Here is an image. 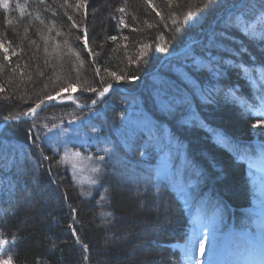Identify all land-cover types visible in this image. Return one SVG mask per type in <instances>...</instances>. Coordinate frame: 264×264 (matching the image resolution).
Masks as SVG:
<instances>
[{"label": "trees", "instance_id": "1", "mask_svg": "<svg viewBox=\"0 0 264 264\" xmlns=\"http://www.w3.org/2000/svg\"><path fill=\"white\" fill-rule=\"evenodd\" d=\"M251 1L104 0L101 5L79 0L84 3L79 8L78 0L0 4V124L6 116L30 115L29 108L69 85L78 91L61 95L82 105L96 101L98 91L109 85L126 91L110 89L91 107L43 106L0 129V241L5 242L0 264H137L141 256L132 241L146 242L153 252L142 257L145 261L161 264L164 253L174 258L169 264H178L177 250L161 242L185 241L190 213L167 181L141 180L157 161L155 153L141 157L150 142L135 137L124 147L115 131L133 100L153 121L152 133L165 129L183 146L186 163L200 172L194 194L199 208L194 209L210 216L213 207H220L231 223L233 214L250 206L245 163L212 132L239 147L255 137L264 139V117L254 112V107L264 109V32L253 31L264 21L250 24L264 11V0ZM188 11L195 15L185 22ZM143 45L148 47L141 55ZM87 87L97 91H84ZM102 103L104 112L91 127L112 149L95 183L82 187L43 133ZM75 148L84 151L81 145ZM131 197L142 200L138 215L150 212L152 200H166L175 211L176 231L152 238L137 233L125 240L129 224L119 216Z\"/></svg>", "mask_w": 264, "mask_h": 264}, {"label": "rangeland", "instance_id": "2", "mask_svg": "<svg viewBox=\"0 0 264 264\" xmlns=\"http://www.w3.org/2000/svg\"><path fill=\"white\" fill-rule=\"evenodd\" d=\"M103 1L99 0V3L102 5ZM250 5H256L255 0L251 1ZM255 18L256 20L250 23L251 26L256 22L264 21V11L258 12ZM253 31L264 32V23L253 28ZM3 51L7 50L3 48ZM203 60L205 61L206 58ZM154 79L160 78L156 76ZM68 91L75 93L78 89L74 85H69L67 89L64 88V92L61 94ZM62 96L60 95V97ZM97 96L99 95L97 94ZM88 105L90 106V104ZM105 105L106 103H102L98 108L79 115L75 114V117L71 118L67 125L62 124L56 130L51 131L52 129H50L43 133L44 138L51 140L52 148L60 153L61 160L72 173L74 181L82 187L92 186L95 183L97 174L102 170V163L106 162L107 152L105 149H112V144L108 141L103 144L98 141L95 135L96 130L91 127L92 119L97 118V114L104 112ZM125 107V112L118 118V127L115 129L120 144L128 147L131 140L136 137L140 139V143L142 139L145 143L150 142L152 146L142 151V158H146L151 153L157 154V161L155 165L153 164L152 173L150 175L142 174L141 180L150 178L151 180L167 181L181 198L186 214L190 213V220L188 219V224L183 228L186 235L185 241L161 242V245L177 250L178 264H264V139L255 137L250 144H243L245 147H239L228 141L226 137L221 136L220 133L212 132L217 142L229 148L238 160H244L247 184L252 194L249 198L250 206L241 208L233 214L230 223L226 219L227 216L221 212L220 207H213L210 216H204L194 209V207H198L195 206L198 203L194 194L198 185L196 176L200 172L186 163L183 146L179 145L165 129H161L160 133L153 134V121L136 100ZM254 112L256 115L264 117V109L254 107ZM77 145L83 146L84 151L75 148ZM242 151L247 153H242ZM100 157H104V159L101 160ZM134 180L135 178H133ZM228 186L229 189H236L232 185ZM125 199L126 206L123 207L119 216L123 222L129 224L128 233L126 231L128 235L124 236L125 240H131L137 233L147 235L146 238H152L168 236L176 231L177 226L173 222L175 211L166 200H152L149 204L150 212L148 213L147 210V214L144 212L143 215H138L142 200L140 202V199L135 197ZM234 224L238 226V229H235ZM201 241L204 244L203 252L200 249ZM130 246L134 248V253L138 257L141 256L137 259L140 260L137 264H151L150 261L142 259L143 256L151 255L152 257L153 254L146 246V242L132 241ZM4 247L3 243L0 244V253ZM167 260L173 261L174 258H167V255L163 253L161 264H169ZM112 262V264H116L117 260Z\"/></svg>", "mask_w": 264, "mask_h": 264}, {"label": "snow or ice", "instance_id": "3", "mask_svg": "<svg viewBox=\"0 0 264 264\" xmlns=\"http://www.w3.org/2000/svg\"><path fill=\"white\" fill-rule=\"evenodd\" d=\"M148 2L151 3V0H148ZM84 3H86V0H84ZM84 3H81V2H79V0H78L77 7H78V8H79V7H83V6H84ZM205 3L210 4V3H211V0H205ZM0 4H2L3 7H5V8L8 7V2H7V0H0ZM119 11L123 12L124 9H123V8H120ZM194 15H195L194 12H192V11H188L187 14L184 16V21H185V22H188V21L190 20V18H192ZM85 16H87V12H85ZM69 19H71V17H69ZM173 22L175 23V21H173ZM121 23H123V20H121ZM125 27H127V25H125ZM149 27H151V25H149ZM261 38L264 39V33L261 34ZM110 39L115 40L116 37L113 36V37H110ZM83 41H84V46L87 47V45H88V38H87V30H86V29H85V32H84ZM147 47H148V45H143V46H142L141 55L144 54V53H143V49H146ZM89 51H91V50L89 49ZM77 55H78V54H77ZM105 71H107V69H105ZM96 74L98 75L99 72L97 71ZM110 75H111L112 77H114L115 79H117V80H119V79L122 78V77L118 76L115 72L110 73ZM129 79H131V77H129ZM70 87H71V86H70ZM109 87H111V85H109L108 87H104L103 90L99 91L98 95L101 96V97L104 96V94H105L106 92H108ZM84 91L94 92V93H95L97 90H96L95 88H92V87H87V88L84 89ZM63 92H64V89L62 88V89L60 90V92L56 93L55 95H48V96H45L42 100L39 101L38 104H36L35 107H33V108H29V109H28V112H29V113H32V114H35L37 108H40L41 105H43L46 101H54V100L59 99L61 93H63ZM92 103L95 104L96 101H92ZM27 114H28V113H24V115H27ZM4 119H5V120H8V119H10V118L6 116V117H4ZM11 119H19V117H18V116H16V117H11ZM260 123H264V121H260ZM33 127H34V125H33ZM29 131H31V129H29ZM39 139H40V137H39V136H36V140H39ZM221 139H222V138H221ZM110 151H111V149H108V148L105 149V152H110ZM44 159H47V157H44ZM99 159L103 160L104 157H100ZM72 211L75 212L76 209H72ZM73 234H75V231H74V230H73ZM77 240H78V238H77ZM2 243H5V242H4V241H0V244H2ZM82 247H83L84 249H87L88 246H87V245H82ZM200 249H201V252H203V249H204L203 241L200 242ZM84 259H85V261H87V260H88V257L85 256ZM2 264H11V260H5V261L2 262Z\"/></svg>", "mask_w": 264, "mask_h": 264}, {"label": "water", "instance_id": "4", "mask_svg": "<svg viewBox=\"0 0 264 264\" xmlns=\"http://www.w3.org/2000/svg\"><path fill=\"white\" fill-rule=\"evenodd\" d=\"M171 55V54H170ZM156 69V68H155ZM154 69V70H155ZM153 70V71H154ZM152 71V72H153ZM111 88L113 89V88H117V86L116 85H113V86H111ZM107 93V92H106ZM105 93V94H106ZM68 99H66V100H59V101H57V100H54V101H46L43 105H42V107L43 106H47V105H50V104H55V103H58V102H64V101H67ZM71 101V100H70ZM26 118V116H23V117H21V118H19V119H8V120H5V121H3L1 124H0V129L3 127V125H5L6 123H8V122H18V121H21V120H24Z\"/></svg>", "mask_w": 264, "mask_h": 264}, {"label": "bare ground", "instance_id": "5", "mask_svg": "<svg viewBox=\"0 0 264 264\" xmlns=\"http://www.w3.org/2000/svg\"><path fill=\"white\" fill-rule=\"evenodd\" d=\"M41 107H42V105H41ZM41 107H40V108H41ZM40 108H37L36 111H38Z\"/></svg>", "mask_w": 264, "mask_h": 264}]
</instances>
